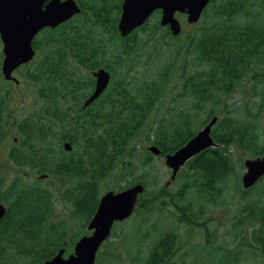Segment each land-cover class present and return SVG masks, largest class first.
Returning a JSON list of instances; mask_svg holds the SVG:
<instances>
[{
    "label": "trees",
    "instance_id": "16d2710c",
    "mask_svg": "<svg viewBox=\"0 0 264 264\" xmlns=\"http://www.w3.org/2000/svg\"><path fill=\"white\" fill-rule=\"evenodd\" d=\"M80 1V14L41 34L37 49L52 51L24 75L39 86V97L46 105L17 124L24 135L20 144L23 150L14 148L9 158L18 169L28 167L35 175L48 178L42 180L46 184L42 187L39 181L28 183L16 176L0 189V203L6 205L0 220V264H41L61 249L71 253L75 243L88 233L86 227L96 211L103 181L115 177L113 172L120 165L121 176L134 169L128 168L134 157L144 172L116 192L142 184L145 190L134 213L144 210L152 214L162 212L161 200L164 205L163 199H183L189 190L206 195L214 203L223 197L225 183L236 175L237 167L242 170L243 162L236 159V153L251 158L264 153V144H260L264 130L255 120L230 116L227 110V101L245 81L253 90L260 85L264 95V24L258 21V8H264V0H212L200 19L210 21V26H202L196 35L188 33L183 41V31L173 37L158 20L121 38L117 30L119 7L108 6L111 0H90L89 5ZM200 20L189 27L198 26ZM166 38L170 40L167 51L174 50L175 62L190 56L196 70L187 76L184 73L179 81L178 96L187 101V107L180 109L175 119L156 123L146 136L150 146L160 150L159 156L148 150L142 155L133 142L144 131L173 76L168 63L155 77L138 80L136 75L159 55L157 46L141 50L142 39L165 42ZM98 69L108 71L111 82L100 98L83 110V101L94 89V79L84 72ZM6 103L0 100V118ZM222 108L227 115L218 118L211 132L217 147L188 161L182 170L191 179L175 194L170 193L159 173L151 172L154 160L184 146L216 115L214 110ZM202 113L205 117L195 131ZM64 143L72 147L70 152L64 150ZM229 190L237 195L243 213L240 223L244 229L250 227L249 239L264 264V177L249 190L240 185ZM56 195L69 206V215L57 220ZM178 209L180 224H195L198 218H193L190 205ZM140 230L136 229V236ZM175 251L176 234L168 231L133 264H169Z\"/></svg>",
    "mask_w": 264,
    "mask_h": 264
},
{
    "label": "rangeland",
    "instance_id": "374dc122",
    "mask_svg": "<svg viewBox=\"0 0 264 264\" xmlns=\"http://www.w3.org/2000/svg\"><path fill=\"white\" fill-rule=\"evenodd\" d=\"M80 2L84 5L92 4L90 0H81ZM107 3L108 6L112 5L114 7L118 4V0H111ZM258 13V21L264 24V8L259 7ZM176 17L181 23L182 31L184 32L180 37L181 41L188 33L196 35L202 26H210L211 24L210 21L207 20V23L206 19H204L200 20L201 23L198 26L191 28L186 23L185 17ZM154 20L160 22L159 13L152 15L145 24H149ZM169 43L170 40L168 38H166L165 42H150L142 39L141 50L149 51L153 46H157V54L159 55L156 59L154 58L153 62L145 70H141L136 75L138 80L155 77L158 71H163V68L168 63L172 68L170 73H173V76L169 77L163 97L147 120L143 128L144 131H141L133 142V147H135L137 153L142 155L151 147L146 139L150 128H153L156 123L162 120L175 119L180 109L187 107V101L180 99L178 96L180 92L179 81H181L180 78L184 73L187 76L196 70L195 62L190 56L181 57L175 62V55L172 57L174 50L167 51L166 48ZM51 51L52 49H38L35 61H39ZM27 70L24 69L21 73L17 72L14 74V77L20 82L19 86L0 84V89L2 90L0 91V100L5 99L7 101L0 118L1 190L16 176H21L23 181L28 183H37L39 181L42 187L46 185L42 180L37 179L39 175H35L33 170L28 167L18 169L9 158V154L14 148L23 150L20 144L24 139V135L18 129L17 124L38 114L42 107L46 105V101L39 97V91H37L39 86L24 77ZM183 70L185 71L183 72ZM84 74L85 76L91 75V73L87 72H84ZM262 93L260 85L253 90L251 83L245 81L227 101V110L230 111L228 114L230 116L251 118L264 130V95ZM225 111V108L216 109L214 113H216V117L220 118L223 115H227ZM204 117L205 114L203 113L199 115L198 121L195 123V131H197V125ZM261 143L264 144L263 131L261 133ZM248 158H251V156L240 151L236 153V159L242 162ZM132 167L135 168L132 170L128 169L121 176V165L118 166L117 171L114 170L113 172V175L116 176L103 181L100 187V195L110 190L116 192L119 188L139 179L140 173L144 172V170L140 169L141 165L138 163L137 157L132 158V161H130L128 168ZM145 170L148 171L149 169L145 168ZM151 172L153 174L155 172L159 173L163 184L169 183L166 186L172 194H175L185 182L191 179L187 171L180 169L174 181H171V170L165 166L164 158L154 160ZM244 173V167H242V170L237 167L236 175L225 183L226 190L223 193V197L214 203L208 201L206 195H202L196 190H189L185 196L186 203L183 202L185 197L183 199L174 198L173 201L163 199L164 205L162 200L159 202V206L163 208L161 213L147 214L144 210H140L138 213H133L126 221L115 223L110 237L103 243L97 253L95 264H133L136 257L140 261L147 255L152 243L168 231L176 234V251L169 264H262L263 260L260 251L249 239L248 231L250 227L244 229L240 223L243 219V213L240 211L241 204L237 199V195L229 190V187L237 188L238 185L242 188L241 177ZM149 190H152V187ZM55 199L57 200L54 206L55 220L68 216L69 206L58 195H56ZM0 205L6 207L3 203H0ZM183 205L191 206L193 218H198L194 219L195 224L185 225L177 221L176 217L180 215L178 208ZM138 227L141 230L140 234L136 236L135 231ZM142 231L144 234L147 232L145 236L141 235ZM89 234L88 232L86 235ZM69 254L65 253V256Z\"/></svg>",
    "mask_w": 264,
    "mask_h": 264
},
{
    "label": "water",
    "instance_id": "95a60500",
    "mask_svg": "<svg viewBox=\"0 0 264 264\" xmlns=\"http://www.w3.org/2000/svg\"><path fill=\"white\" fill-rule=\"evenodd\" d=\"M43 1L0 0V36L5 55L2 74L5 80L18 83L12 73L32 60L34 51L31 42L40 30L56 28L81 12L74 0H51L42 10ZM210 2L211 0H123L117 30L120 37L125 38L147 23L153 13L159 10L160 26L168 28L170 34L177 37L182 32V26L176 16L183 15L188 25H195ZM91 77L95 80V86L83 101V110L99 99L111 82V74L105 69L92 71ZM217 120L218 117H212L184 146L164 156V164L171 170V181L196 155L217 147L211 136ZM63 148L66 152L72 150L68 143H64ZM148 151L156 157L160 154L155 146L149 147ZM243 167L245 173L241 177V185L244 190H249L264 177V153L260 157L244 160ZM46 178L47 175H40L37 179ZM144 190L142 184H135L120 192L107 191L102 194L86 227L91 233L81 237L75 243L73 252L66 258L61 249L54 258L42 264H95L96 255L101 245L110 237L114 224L124 222L133 215L138 198ZM5 212V207L0 205V220Z\"/></svg>",
    "mask_w": 264,
    "mask_h": 264
},
{
    "label": "flooded vegetation",
    "instance_id": "af4514ba",
    "mask_svg": "<svg viewBox=\"0 0 264 264\" xmlns=\"http://www.w3.org/2000/svg\"><path fill=\"white\" fill-rule=\"evenodd\" d=\"M50 1L51 0H44L43 1V3H42V6H41V8H42V10H44L45 9V7L50 3ZM75 2H76V4L78 5V7L81 9V11H82V7L79 5V3L77 2V0H74ZM122 3H123V0H118V4H116L115 5V7H119V14L121 15V6H122ZM156 13H159L160 14V16H161V11H155L154 12V14H156ZM153 14V15H154ZM120 15H119V18H120ZM183 16V15H182ZM152 17V16H151ZM183 17H185V16H183ZM72 19V18H71ZM119 21V20H118ZM118 24V23H117ZM60 26V25H59ZM58 26V27H59ZM58 27H56V28H43L42 30H40L34 37H33V39H32V42H31V46H32V49H33V51H34V56H33V58H32V60L30 61V62H28V63H26L25 65H22V66H20V67H18V68H16L14 71H13V73H12V76L14 77V74L15 73H21V71L22 70H24V69H28L29 71H31V70H33L34 69V66H33V64L34 63H39V62H43V61H45L46 60V58L45 57H42L39 61H35L36 60V58H37V54H38V49H37V47H36V43L40 40V37H41V34L42 33H44V32H46V31H50V30H54V29H57ZM164 28H166V27H164ZM3 49H4V46H3V43H2V40H1V36H0V84L2 83V84H4V85H14V86H19V81L17 80V78H15L17 81H18V83H16V82H14V81H12V80H5V78H4V76H3V74H2V64H3V60H4V57H5V55H4V51H3ZM40 50V49H39ZM1 84V85H2ZM94 86H95V80H94ZM94 90V89H93ZM0 91H2L1 89H0ZM7 91V90H6ZM14 141H16V139H14ZM89 233H91V232H89ZM85 236V235H84ZM103 245V244H102ZM101 245V246H102ZM101 248V247H100ZM68 256V255H67ZM67 256H65V253H64V258H66ZM96 257H97V255H96ZM54 258V257H53ZM51 260V259H50ZM47 261H49V260H47ZM46 262V261H45ZM44 263V262H43ZM42 264V263H41Z\"/></svg>",
    "mask_w": 264,
    "mask_h": 264
}]
</instances>
